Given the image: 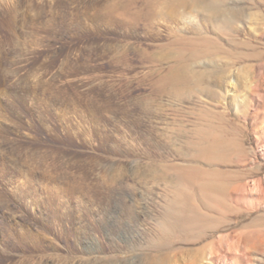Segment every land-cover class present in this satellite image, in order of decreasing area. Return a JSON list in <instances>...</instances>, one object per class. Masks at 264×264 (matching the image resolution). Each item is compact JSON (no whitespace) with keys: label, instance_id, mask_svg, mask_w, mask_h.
Instances as JSON below:
<instances>
[{"label":"rangeland","instance_id":"374dc122","mask_svg":"<svg viewBox=\"0 0 264 264\" xmlns=\"http://www.w3.org/2000/svg\"><path fill=\"white\" fill-rule=\"evenodd\" d=\"M167 3L0 0V264H264V0Z\"/></svg>","mask_w":264,"mask_h":264},{"label":"bare ground","instance_id":"6f19581e","mask_svg":"<svg viewBox=\"0 0 264 264\" xmlns=\"http://www.w3.org/2000/svg\"><path fill=\"white\" fill-rule=\"evenodd\" d=\"M4 1V0H3ZM193 1V0H192ZM192 1L191 3H189L190 1L188 0H170V3H167V12L169 14H172V18L173 21L175 20V22H177L178 24L182 21V19L184 18L183 16H185V12L188 10V8H190L193 4H192ZM208 1V0H207ZM203 2V1H202ZM132 3V6L130 5ZM131 3H128V5H114V4H110V5H107L105 6L106 8V11H108V13L110 14H113V12L115 13V11H119V9L124 12L125 14L126 13H132L135 18H140V19H143V20H146L148 21L149 23L153 22L155 19H156V16H155V13L153 11H151V9H147L145 8V10L143 8H139L138 6V2H134L132 1ZM204 3V2H203ZM212 3V1H211ZM127 4V3H126ZM151 3L148 2L147 4V7L148 5H150ZM192 4V5H191ZM202 4V3H201ZM196 5V4H195ZM180 7H183L185 12H181L180 11ZM149 8V7H148ZM135 9V11L132 12V10ZM210 10V9H209ZM165 11V10H164ZM191 11V10H190ZM107 13V15H108ZM179 13L180 15H182V19L180 18L179 16ZM183 13V14H182ZM109 16V15H108ZM163 16V15H162ZM171 16V15H170ZM164 17V16H163ZM188 18V17H187ZM112 19V18H111ZM172 21V20H171ZM106 22V21H104ZM184 23V22H183ZM186 23V22H185ZM188 24H191L192 26H194L195 22L193 21L192 23L187 21ZM197 25V24H196ZM195 27V26H194ZM197 28V27H196ZM174 69L172 68L171 71H173ZM170 73V71H169ZM173 73V72H172ZM175 73V71H174ZM174 73L172 75H174ZM170 75V74H169ZM176 76L178 75L177 73L175 74ZM173 77V76H172ZM191 78V77H190ZM170 79V76L169 78H167V80ZM176 79V77H175ZM178 80V79H177ZM197 80V79H196ZM175 83V82H174ZM176 89V88H175ZM166 90V89H165ZM98 112V111H97ZM99 113V112H98ZM181 168V167H180ZM112 173V172H111ZM109 179V178H108ZM114 179V178H113ZM114 184V183H113ZM106 190V189H105ZM162 263V262H161ZM148 264H160L158 261H152Z\"/></svg>","mask_w":264,"mask_h":264}]
</instances>
